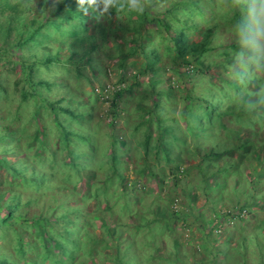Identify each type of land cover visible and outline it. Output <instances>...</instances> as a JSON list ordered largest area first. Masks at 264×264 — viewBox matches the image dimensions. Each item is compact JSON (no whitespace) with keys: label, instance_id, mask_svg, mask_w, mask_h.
Returning a JSON list of instances; mask_svg holds the SVG:
<instances>
[{"label":"rangeland","instance_id":"obj_1","mask_svg":"<svg viewBox=\"0 0 264 264\" xmlns=\"http://www.w3.org/2000/svg\"><path fill=\"white\" fill-rule=\"evenodd\" d=\"M146 1L147 13L163 12L171 2L150 0V6L149 0ZM200 1H203L200 3L202 22L219 24L220 30L226 31L213 34L210 40L213 49L199 57L203 64L185 72L176 50L167 49L166 34L152 30L150 38L152 43H157L159 54L153 65L155 74L150 79L140 77L138 85L126 88L115 109L110 103L115 97L109 91L103 95V101L97 102L90 93L92 87L95 89L107 81L125 82L128 86L137 72L130 65L137 56L127 54L129 41L136 39L150 24L142 23L143 17L139 18V14L130 12L126 6L121 7L126 5V0H115V4L123 3H118L122 8L118 17L116 14L110 17L116 25L112 30L106 27L108 18L103 19L104 15L99 19L93 17V25L101 23L104 27L101 35L108 33V40L106 37L101 40V45L106 47L98 49L97 61H93L94 48L90 50L91 62L86 65L81 59L84 51L72 59L69 51L64 50L58 58L61 62L53 71L49 70L50 75H40L58 84L49 91L37 88L40 99L27 95L20 107L21 94L29 89L24 81L27 74L19 66V52L12 46L8 58H0V81L6 89V94H2L6 98H0V261L8 259L13 264H260L255 249L259 245L264 248V206L253 204L250 198L251 190L257 194L256 186L263 189L264 164L256 163L260 170L257 174L252 168L253 159L251 166L248 158L241 162L237 156L235 161L219 157L225 153L223 148L228 150L232 146L230 141H235V137L256 136L259 142L264 140V115L250 110V118L248 114L233 116L228 117L235 119L230 121L218 112L219 119L225 118L220 128L223 130L227 124V131L214 132L216 119L208 127L210 132L198 131L203 126H198L199 109L204 108L200 100H206L211 93L204 87H208V82L215 88L224 78L222 74L216 78L212 68L219 65L223 53L230 51L227 47L236 43L230 3ZM97 3L101 6L99 11L102 4L99 0ZM113 10L112 7L105 15ZM243 10L239 9V14ZM198 37L193 36L191 41H197ZM161 42L164 47L158 44ZM92 63L108 69V79L102 73L94 79V68L86 67ZM38 78L33 76V80ZM236 80L242 83L243 89L258 90L255 85H245L241 78ZM152 90L160 102L158 108L152 106ZM158 90L161 92L157 93ZM256 92L241 93L239 100L244 104L251 102L257 98ZM235 104L239 106L238 102ZM253 106V103L248 105ZM257 106L264 108V100ZM35 110L40 112L38 119ZM229 111L235 112L237 108ZM208 114L217 117L215 111ZM109 115L112 117L108 118ZM157 118L162 121L160 125L154 120ZM251 120V127L244 125H249ZM168 124L170 131L185 143L176 147L180 149L172 147L164 159L160 139ZM255 127L258 129L254 130ZM144 135L149 138L145 146ZM91 140L95 141L93 146L89 144ZM114 142L118 152L110 158L115 151L110 144ZM211 148L219 155L201 160ZM228 162H233L234 167H228ZM238 164L240 167L236 170ZM234 170L236 175H231ZM221 188L220 202L217 205L210 202ZM245 201L250 218L223 224L221 212L235 203L245 205ZM62 215L66 218H61ZM258 222L263 227L253 234V225ZM240 227L249 234L248 244L246 248L236 249L239 241L233 235L239 233L234 231ZM18 240L22 255L18 253ZM53 254L56 256L52 257Z\"/></svg>","mask_w":264,"mask_h":264},{"label":"clouds","instance_id":"obj_2","mask_svg":"<svg viewBox=\"0 0 264 264\" xmlns=\"http://www.w3.org/2000/svg\"><path fill=\"white\" fill-rule=\"evenodd\" d=\"M72 1H70L69 3H60V4H55L52 6L42 7V3L44 2V0H39L38 3L33 2V5L36 9L48 12V15H49L48 19L50 18L51 14L55 10H58L51 17V21H53V20H56L58 18L57 15L64 16L67 13L66 9H70L72 11L78 10V12H79V11H81V8L84 7L85 3H87V5L89 7L95 6L94 8H96V9L92 13L93 15L96 14V15H94L95 18L99 19L103 15H104L103 19L108 18V20L106 22V27L109 30H112L113 28L116 27V25H114V23L112 24V22L114 20H112L110 17H112L114 14H116V16L118 17V13H120L121 10L114 8V10L112 11V13L110 15H105V13L109 9H111L113 6H115V0H99V3L102 4V8H100L99 11H98V8L101 6L98 5L97 0H72ZM217 1L222 2L221 5L231 2L230 3V9L234 10V7H235V9L237 10V20L236 21L234 20V36H235L236 43L227 47V48H230V51L228 53H223L222 60H220L219 65L216 66L217 69H216V67L212 68L213 72H216V73H214L216 78L220 74H222L224 76V78L221 80V83L219 85H217L215 88L212 87L211 84L207 82L208 87L205 86L204 88H205L206 92L210 91L211 93L205 97V98H207L205 100V102H201V103H203L202 106H204V108L199 109V111L201 112L206 108L207 111L212 110V111L216 112L217 117L212 116L211 117L212 120L213 119L217 120L220 116H225L228 120L232 121L235 119H230L228 117H233V116L236 117V115H235V112H230L229 110L231 108H234L237 106L235 104L236 102H238L240 107H242V105H243V106L247 107V109H252V108L248 107V105H250V103L251 104L253 103V105H257V103L259 101L264 100V94H263V92H264V0H246V3L243 4V7H240L241 5H239V6L234 5L232 0L231 1H229V0H217ZM236 1L238 2L239 0H236ZM182 2L185 4L183 6H181L180 9L178 10V13H177L178 21H176L177 23L175 22L173 24L174 28L177 31H179L180 33H182L183 35H185L189 40H191L193 36L199 35L197 41L192 40V42L202 41L204 39L203 35L206 32H209V35H210L209 39L206 40V42H207L206 51L202 52L198 56V59L194 62H192L189 55H187L185 53H180L179 49H176V47L172 48L173 50L174 49L176 50L177 57L179 55L180 57H183V59L185 60V62H186L185 64L181 63L184 65L185 72L186 71L190 72V71H192L191 68L195 67V69H196L197 66H200L203 64V61L199 60V57L201 55H203L204 53L210 52L211 49H213V47L211 46L212 42H210L213 34H215V32H219V34H223V33H226V31L222 32L220 30L219 24H213V23H210L208 21L205 23L202 22L201 17L203 14H202V10L200 8V3H203V1H200V0H186V1L182 0ZM71 3L73 4V6L71 5ZM117 3H123V2H117ZM145 3H147L146 0H144V3H143V0H126V5H121V7L126 6L130 12H136L137 14L143 13L144 10L147 13L146 9H144ZM148 3L151 6L150 0ZM87 8L88 7H84V10H85L86 15H89L88 13L91 12V9L88 10ZM241 8H244L242 15L239 14V9H241ZM153 11H151V13H153ZM62 13H65V14H62ZM155 13H153V14H155ZM233 14H234V12H233ZM30 17L33 18V15H30ZM98 25L101 26V31H103L104 27L101 25V23H99ZM232 25H233V22H232ZM44 33L56 34L57 32L50 25V22H46V25L42 28V34H44ZM164 34H167V33H164ZM104 37H106V39L108 40V33H106L105 35L102 34L101 36L97 37V39H96L98 42V44H97L98 47L95 48V59L93 60L95 62L97 61L98 51L103 50V48L106 47V46L101 45L103 42V41L101 42V40H103ZM166 37H168V41L172 45V42L169 40V36L166 35ZM131 41H129V43H130L129 46H134L131 43ZM133 41H135V39ZM139 42H140V45L143 46V49L141 47L135 46L134 52L131 53V55H133V57L137 56L135 58V60H132V62L130 64L133 67V69H135V68L137 69V72L134 73V75L131 77L132 82L128 86H126L125 82L116 81V82L112 83L111 81H107V82H104L103 85H101L99 87H95V89L92 87V91L90 93V96L92 97V94H93V97H92L93 100H95L96 102L99 99L101 101H103V99H104L103 95L109 91V93H112V97L113 96L115 97L114 99H112L110 101V103H112V105H113L111 107L114 108L116 102L119 99H122L121 98L123 96L122 93L124 92V90L126 88H128V87L131 88L135 84L138 85L140 82V77L150 79L152 77L151 75L155 74V69L153 68V65L159 59V54L157 52V48L155 47L157 44L153 43L152 45L145 47L146 44L144 42H141V41H139ZM54 44H56V46H54ZM57 46H58L57 42L50 41L49 43L42 45V47H45V49L42 47H39V48L34 49V51H28V53L26 55H27V57H30L29 61H31V62H33V61L34 62H38V61L43 62L45 59V53H47V52H51V54L57 53L56 58H59L60 53H62L63 51L57 52V50H56ZM129 46H128V50H129ZM227 48L220 49V51H225ZM87 49H89V51L86 55L87 58H85L83 60L84 65L91 62V60H90L91 59V56H90L91 48L89 46H86L84 48V52H86L85 50H87ZM128 53H129V51L127 52V54ZM122 54H124V53H121V55ZM60 62L61 61L52 62L51 65L53 64V66L49 70L53 71V69L56 65L55 63L59 64ZM123 62L124 61L122 59L121 64ZM137 65H139V67ZM56 67H58V66H56ZM86 67L89 70H92L91 68H94V70H95L94 79H96L95 75H97V78H98L101 73L103 75L106 74V77L104 76L105 79H108V77L110 76L109 72L107 71L108 69L104 70L103 69L104 66L102 64L96 65V64L92 63ZM41 68H43L44 72H43V70H41ZM49 70L47 69V67L45 65L38 64L36 66V72L33 73V76L37 75L40 77V75H42L41 73H44V76H48V75H50ZM41 78L44 79L43 76H41ZM237 78H241V79L245 80V85L257 86L258 90L255 89L254 91H250L248 89H243L242 83L239 82L238 80H236ZM46 79H49V78H46ZM156 79H160V78H156ZM157 82H159V81H157ZM258 82L261 83L260 84L261 86L258 84ZM212 88H214V90ZM244 90H247V91H244ZM255 91H257L256 92L257 98L255 100H251V102H247L245 104L239 100V96L241 93L245 92V93H248L249 95H251V94H255ZM160 92H161V90L160 91L158 90L157 93H160ZM152 95H153L152 106L155 108H158V106H160V102L158 101L157 95L154 94L153 90H152ZM208 99H211V102H209ZM199 103H200V101H199ZM218 112H220V114H221L220 116L218 115ZM257 112L261 115H264V108H262V107L258 108V106H257ZM110 117H112V116L109 115L108 118H110ZM152 117L156 118L155 116H153V114H152ZM224 119L225 118H223V117L221 118L222 121ZM161 123H162V121H161ZM161 123H159L158 125H160ZM210 125H207V126L210 127ZM244 125H246V124H244ZM248 126L251 127L250 124ZM215 127H216V125H215ZM217 127H216V129L218 130L219 128H217ZM227 128H228V125L226 124L225 131H227ZM241 129H243V128H241ZM246 130H248V129H246ZM254 130H257V129H254ZM234 131H235V136H238L237 135L238 133H236L235 129H234ZM237 138L238 137H235V141H237L236 144L234 143L235 141H233V142L230 141V145H232V146H229V148H227L228 149L227 151L230 150L233 153L235 159H236L238 152L239 153H245L246 149H249L251 152L257 153L259 155L258 156L259 160H258V158L254 159V158L250 157L251 159H253V160L250 159L251 161L254 162L253 166H252L250 160H247V161H249L252 168H254L256 170V173L258 174V172H260V170H258V168L255 165H257L256 163H258V162L260 163V165L264 164V146H262V144L264 145V143H263L264 140L260 139L261 142H259L258 137L252 136V137H249V139L252 141L251 145L245 146L244 148H241L239 150H233L234 147L240 146L241 141L247 139V138H243V137H241L240 139H237ZM145 145L146 144H144V146ZM92 146H93V144H92ZM160 150H162L161 147H160ZM163 151H164V149H163ZM170 153L171 152H169V154ZM203 158L204 157L202 156V160H204ZM164 159H167V158L164 157ZM235 159L233 161H235ZM171 161H172V159H171ZM213 173L215 174V172H213ZM232 173H231V175H232ZM214 174H211V175H214ZM252 179L253 178L250 179V185H252V183H253ZM255 184H253V186H255ZM261 185L263 188L262 191L260 190V188L258 186H256L254 188V190L257 192V194H254L253 190H251V193L253 196L250 195L251 196L250 200L253 201V204L257 205L259 203L260 204L262 203L263 205H261V206H264V178H263V180H261ZM213 190H214V188H213ZM202 203H204V202H202ZM186 205L188 206V203H186ZM248 206H249L248 202L245 201V205L244 204L240 205L239 203H235L234 205L229 207L227 210H224V212L222 211L221 212V216L223 218L222 223L225 224V223H228L231 221H233V223L234 222L237 223V221L240 222L241 219L250 218V212H249L250 209L248 208ZM65 208L66 207H64V209ZM63 210H61V211H63ZM9 211L12 212L10 208H9ZM63 212H66V211H63ZM9 215H10V213H9ZM72 221L78 223V221H80V219L78 221H76V220H72ZM233 223H232V225H233ZM45 255H48V254H45ZM55 256H56V254L52 255V257H55ZM4 261L7 262L8 259H6ZM59 262L62 263V261H60V260H59ZM8 264H13V263L8 262Z\"/></svg>","mask_w":264,"mask_h":264},{"label":"trees","instance_id":"obj_3","mask_svg":"<svg viewBox=\"0 0 264 264\" xmlns=\"http://www.w3.org/2000/svg\"><path fill=\"white\" fill-rule=\"evenodd\" d=\"M72 0H44L42 3V7H47V6H52L55 4H60V3H69ZM165 1V0H164ZM231 1V0H229ZM233 4L236 6L241 5L240 7H243V4L246 3V0H239L238 2L236 0H232ZM33 2L38 3L39 0H0V58H8V52L12 49V46L17 49L19 52L18 55V61L19 66L21 68V71L24 75L27 74V77L25 76V83L27 85V89L23 90L24 92L21 94L20 98V107L23 105L25 100H27L26 96H30L31 98L34 99H40V94L37 91V88L43 87L47 91H49L50 88L53 86L58 85L56 82H50L49 79H42L38 78L37 80H33V73L36 72V66L38 64H43L47 67V69H51L53 64L51 65L52 62H58V58H56L57 53L51 54V52L45 53V59L43 62H31L30 57H27L28 51H34V49L42 47V45L49 43L50 41H55L58 43V46L56 47L57 52L58 51H64L68 52L71 54V58L73 59L74 57H77L76 54H79V52L84 51V48L88 45L89 47L92 48H97L98 46L94 43L97 42V37L101 35V26L96 24L93 25L94 19H93V11L96 9L94 7H89L87 3H85L84 7H88L87 9L90 10L91 12L89 15H86L84 7L81 8V11L78 12V10H70L66 9L67 13L64 16H59L57 15V19L51 21V17L55 14V10L50 18L48 19V12L36 9L33 5ZM73 2V1H72ZM197 3V2H196ZM231 3V2H230ZM185 3L182 2V0H171L169 3V8H167L163 13L158 12V13H146L143 11V13L139 14V18L142 16V23L146 24L145 22H148L150 25V29L148 28H143L145 30L144 32H141L138 37H136L135 41H131V43L134 46H129V53L134 52L135 46L141 47L143 49V46L140 45V42H144L146 44L145 47H148L149 45H152V39L150 37H153V32L152 30H155L158 33H167L166 35L169 36V40L172 42L168 43L167 49H172L176 47V49H179L180 53H185L190 56L192 62L196 61L198 59V56L206 51L207 48V42L206 40L209 39L210 35L209 32H206L203 37L204 39L199 42H192L189 40L185 35L177 31L173 24L178 21L177 19V13L178 10L180 9L181 6H183ZM73 6V4L71 3ZM113 8L120 9V4L116 2L115 6ZM234 20H237V10L234 7ZM30 15H33V18L30 17ZM96 15V14H94ZM148 16L151 17V19H148ZM48 19V20H47ZM239 19V18H238ZM240 20V19H239ZM46 22H50V25L56 30V34L52 33H44L42 34V28L46 25ZM177 23V22H176ZM178 25V24H177ZM142 27V26H141ZM12 36V38H11ZM73 39V41L70 43V41ZM157 44V43H156ZM162 47H164V44L158 43ZM45 49V47H42ZM146 49V48H145ZM89 49L86 50V52H83L81 55V59L87 58V53ZM178 57H180L178 55ZM181 63H186L183 57H180ZM57 64V63H55ZM27 79V81H26ZM6 94V89L2 86V81H0V98L4 99L2 94ZM9 97V96H8ZM190 99V97L188 98ZM193 100V97H192ZM191 100V101H192ZM201 102H205V99H201ZM155 103V102H154ZM203 104V103H201ZM51 108L52 106L49 105ZM242 107H245L242 105ZM237 111H235V115L237 116H244L247 115L250 118V112L253 110L254 113L259 114L257 112V105H254L252 109H241L239 106H236ZM115 109V107H114ZM247 110V111H246ZM251 110V111H250ZM246 111V112H245ZM68 112V111H66ZM69 113V112H68ZM35 117L38 119L40 112L38 114V111H34ZM253 115H251L252 118ZM247 117V119L249 120ZM157 123L159 119H154ZM199 125L201 124L203 126H200L198 128V131L204 133V132H210L208 131V126L213 123V120L211 116L208 114L207 109L205 108L203 111L200 112L199 116ZM218 121V128L221 131H225V128L222 130L220 128V122L222 121L221 119H217ZM256 121V120H255ZM159 123H161L159 121ZM204 123V124H203ZM257 123V122H255ZM250 125L252 124V120L249 123ZM248 126V124H246ZM170 125L168 124L167 126H164L163 132V137L160 139V143L163 145L164 151L162 150L160 153L167 158L169 155V152L172 151V147H181L184 145V140L181 139L179 135H176L173 131H170L169 127ZM254 129H258L255 127ZM38 130H42V127H39ZM135 130H138L136 127ZM217 129L214 130L216 132ZM145 136V135H144ZM190 136H193L192 133H190ZM81 138L79 137V140ZM83 140V138L81 139ZM89 143L94 144L95 142L91 140ZM149 143V138L145 136V143ZM252 141L247 138L246 140L241 141L240 146L234 147L233 150H239L241 148H244L245 146L251 145ZM254 143V142H253ZM264 143V142H263ZM116 143H111L110 147L115 150ZM219 146V145H218ZM262 146H264L262 144ZM161 147V146H160ZM218 148V147H217ZM220 148V147H219ZM160 149V148H159ZM180 149V148H176ZM225 153L224 155L220 156L221 157H228L231 159H235L233 153L229 150L227 151L225 148H223ZM200 152V149H196V152ZM118 152V150L114 151L109 155L111 156L116 155L115 153ZM218 154V152L213 151L211 148L208 153H204L202 156L204 157L203 159L206 158V156L211 157L215 156ZM219 155V154H218ZM238 160H244L245 158H248L250 160L251 158H258V154L251 152L249 149L245 150V153H237ZM207 157V158H208ZM251 157V158H250ZM202 160V159H201ZM246 160V159H245ZM171 161V160H170ZM242 162V161H241ZM229 164H226L228 167H233L234 164L233 162H228ZM240 165H236V170H239ZM236 175V172L234 170V173L232 175ZM221 192L223 193V188L219 189L217 191V197L216 198H210V202H213L217 205V203L220 202V195ZM225 194V193H224ZM212 195V194H211ZM209 200V199H208ZM225 202V201H224ZM193 206V205H192ZM190 206L192 209L193 207ZM63 216V217H62ZM61 218H65L64 215H62ZM10 217V216H8ZM1 218V217H0ZM4 219V217H3ZM253 234L255 232H260L261 228L263 227L261 222H258L253 225ZM233 230V229H232ZM234 231V230H233ZM234 232H239L238 234L233 235L234 237H237L238 245L236 246V249H240L242 247H247L248 244V238L249 234L248 232H245V228L240 227L238 231ZM19 244V249L18 253L22 255L24 252L21 249V241L18 240ZM255 252H257L258 257L256 258L260 264H264V248L263 246L259 245L257 249H255ZM240 255V254H239ZM0 264H8V261L5 262L4 260L0 261Z\"/></svg>","mask_w":264,"mask_h":264}]
</instances>
